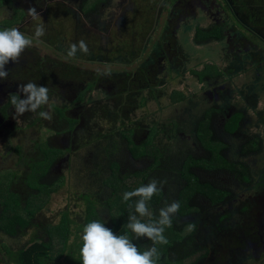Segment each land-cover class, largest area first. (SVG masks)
I'll return each instance as SVG.
<instances>
[{"label": "rangeland", "instance_id": "rangeland-1", "mask_svg": "<svg viewBox=\"0 0 264 264\" xmlns=\"http://www.w3.org/2000/svg\"><path fill=\"white\" fill-rule=\"evenodd\" d=\"M2 2L0 23L15 19V9L22 11V19L5 27H18L33 44L18 64L6 65L8 79H0V192L31 191L26 178L35 186L26 198L34 205L44 200L32 222L54 225L62 216L67 219L65 249L49 264H74L78 258L87 204L94 203L108 221L101 196L109 191L100 182L110 164L122 169L125 163L141 164L132 163L126 135L135 145L149 137L174 166L175 158L187 153L209 158L195 138L207 109H216L210 122L211 138L223 144L218 155L243 172L193 170L199 181L228 194L221 200L196 195L198 209L173 218L195 225L175 251L196 250L188 264H264V37L246 25L253 20L246 15V1L102 0L90 14L79 12L78 0ZM29 6L37 8L39 19L27 15ZM37 23L45 25L39 39L33 35ZM73 27L80 29L77 36ZM215 28V37L198 40V29ZM80 40L89 53L67 57L68 46ZM65 71L74 73L72 87L61 79ZM108 71L119 78L103 81L107 77L98 73ZM92 79L94 87L86 90ZM29 81L49 89V105L43 109L52 115L43 119L48 126L33 125L37 113L14 118L8 94ZM234 114L239 115L236 126L227 131L224 123ZM247 142L256 149L242 150ZM48 148L59 151L48 170L49 177L60 180L48 184L52 187L39 180ZM36 161L42 164L37 167ZM175 198L174 192L165 200ZM31 229L13 237L0 231V264L7 256L3 246L13 250L25 244Z\"/></svg>", "mask_w": 264, "mask_h": 264}, {"label": "trees", "instance_id": "trees-1", "mask_svg": "<svg viewBox=\"0 0 264 264\" xmlns=\"http://www.w3.org/2000/svg\"><path fill=\"white\" fill-rule=\"evenodd\" d=\"M2 1L3 0H0V6L3 5ZM99 2H102V0H78L79 12L88 11L87 14H90V12L98 7ZM14 14L15 19H11L9 22L8 20L1 22L0 29L17 22L19 19L16 17L22 19L24 16L22 11H17L16 9L14 10ZM78 26L80 27V23ZM73 28L76 30V27ZM79 31L80 29L78 28L75 32L76 36ZM217 33L218 30L216 28L207 31L198 29L196 31L198 40H207L212 38V36L215 37ZM108 72L111 73V75L106 76L107 78L103 79V81L106 82V80L111 79L114 82L119 78L116 76L117 74H114L111 71ZM73 77L74 73L72 71H65L61 75V79H64V85L70 87L73 86ZM94 85L95 81L92 79L90 83L87 84L86 90H91ZM12 94L13 93H9L8 95L10 96ZM83 94H85L84 91L78 93L76 100H81ZM68 108H70V106ZM56 111L59 114H62L59 108H56ZM215 112L216 109H207V111L201 115L196 126V142L200 149L207 153L209 158L203 157L202 155L193 157L192 154L187 153L183 158L176 157V166H174L171 162L161 157L159 149L154 146V144H151L149 137H147L140 145H135L131 142L130 135H126L124 140L125 147L129 152V157L133 161L132 163L138 161L141 164L139 167H135L133 165L127 166L125 163L123 169L117 166L115 162L110 164V173L100 182L101 185L109 191L107 196H101L103 206L106 207V210L109 213L108 221L101 217L93 203L87 204L84 220L85 224L92 220H101L105 223V226L111 228L115 234L131 235L130 230L127 229L126 225L128 215L130 212H134V208L130 209L129 205L134 204L137 198L125 202L123 200V194L126 191H132L135 188L148 183L152 178L167 179V184L164 186L163 190L159 194L153 196L148 202L149 209L154 214H156L158 209L163 206L164 200L174 192L176 197L174 200H179L181 204L178 213L179 215H184L189 211L198 209L193 203V198L196 195H204L209 198L212 197L215 200H221L226 197V194H228L227 191L217 188L212 182L199 181L197 176L193 173L194 169L214 172L220 168L235 172L238 171V173L243 172H241V166L238 165L237 167L236 164L227 163L217 153V147L220 146V148H222L223 144L219 140L211 138V136H213V127L210 118ZM238 116V114H234L224 123L225 130L232 131L235 128ZM34 122L33 125L38 124V126L41 127L48 126V123L43 121L40 117ZM70 122L71 121H69V124ZM255 149L256 146H253L250 142L242 145V150ZM58 153L59 151L50 148L49 151L43 155V170L39 180L45 182L47 185L60 181L58 177L51 178L48 176L50 165L54 162ZM36 162L35 165L37 167L42 164L41 162ZM26 172H28V170H26ZM24 181H26V178ZM29 183L30 182H28V184ZM49 185L48 187H52ZM29 188L31 191L24 192L22 195L11 194L10 191L6 195L0 192V231L9 237H13L16 234L22 235L23 232L26 233L22 230L23 228L33 226V229H31V231L25 236V244L13 250L9 247L3 246V250L7 255L4 264H49L53 259V255L59 257L61 252L65 249L69 230L67 219L62 216L60 221L54 225L32 222L31 216L33 211L39 208L44 200H42L40 204L34 205L30 199L26 198L25 194H33L35 186L29 185ZM21 209H24L23 213L18 214L17 211ZM141 219L146 220L147 218L145 217ZM187 225L188 224L184 223L177 224L176 220L173 219L172 227L165 229L164 234L168 239V244L157 245V248L161 253L159 264H188V259L196 253V250L186 251L184 253H178L175 251L176 247L181 244V242L183 243L186 241L189 236ZM133 242L141 251L145 250L146 246H149L152 243L146 237L134 239ZM52 249L55 250L53 251ZM50 257L52 259H50ZM74 264H81L80 253L78 254V258L74 261Z\"/></svg>", "mask_w": 264, "mask_h": 264}, {"label": "clouds", "instance_id": "clouds-1", "mask_svg": "<svg viewBox=\"0 0 264 264\" xmlns=\"http://www.w3.org/2000/svg\"><path fill=\"white\" fill-rule=\"evenodd\" d=\"M27 15L32 20L40 18L41 14L35 6H29ZM34 37L39 39L45 35V25H34ZM33 44V38L22 32L18 27H5L0 29V79L7 80L9 71L6 65L9 62L18 64L27 48ZM78 52L89 53V48L84 40L71 43L67 49V57L73 58ZM98 75L110 76L109 72H100ZM16 94L9 96L11 106L14 108V118L21 117L25 112L37 113L40 118L51 120L50 111L42 110L49 105V89L29 81L17 86ZM23 94L21 98L20 94ZM39 110V111H38ZM27 173H23V176ZM14 179V178H13ZM7 182V189L12 180ZM24 180V178H23ZM26 187L29 185L24 181ZM167 184V179L152 178L132 191L123 194L125 202L137 198L129 208H134L127 218V229L131 235L115 234L111 228L105 226L101 220H92L83 226L80 247L81 264H159L161 253L157 245H167L165 229L173 225V218L179 213L181 204L179 200L163 202V206L154 214L150 211L148 202L153 196L159 194ZM11 194H15L10 191ZM16 195V194H15ZM147 218L143 220L141 218ZM195 225L189 223L187 231L191 232ZM146 237L152 243L145 250L133 242L134 239Z\"/></svg>", "mask_w": 264, "mask_h": 264}, {"label": "crops", "instance_id": "crops-1", "mask_svg": "<svg viewBox=\"0 0 264 264\" xmlns=\"http://www.w3.org/2000/svg\"><path fill=\"white\" fill-rule=\"evenodd\" d=\"M248 5L247 16L253 18L246 25L251 32H258L264 37V0H245ZM254 30V31H253ZM261 36V37H262ZM262 37V38H263ZM264 40V38H263Z\"/></svg>", "mask_w": 264, "mask_h": 264}, {"label": "flooded vegetation", "instance_id": "flooded-vegetation-1", "mask_svg": "<svg viewBox=\"0 0 264 264\" xmlns=\"http://www.w3.org/2000/svg\"><path fill=\"white\" fill-rule=\"evenodd\" d=\"M262 227V226H261Z\"/></svg>", "mask_w": 264, "mask_h": 264}]
</instances>
